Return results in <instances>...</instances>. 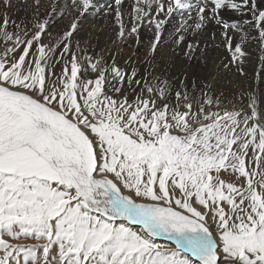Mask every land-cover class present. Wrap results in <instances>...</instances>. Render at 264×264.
I'll return each instance as SVG.
<instances>
[{
	"label": "snow or ice",
	"instance_id": "obj_1",
	"mask_svg": "<svg viewBox=\"0 0 264 264\" xmlns=\"http://www.w3.org/2000/svg\"><path fill=\"white\" fill-rule=\"evenodd\" d=\"M0 264H264V0H0Z\"/></svg>",
	"mask_w": 264,
	"mask_h": 264
},
{
	"label": "bare ground",
	"instance_id": "obj_2",
	"mask_svg": "<svg viewBox=\"0 0 264 264\" xmlns=\"http://www.w3.org/2000/svg\"><path fill=\"white\" fill-rule=\"evenodd\" d=\"M108 2H109V0H100V5H101V7H103V6H104L106 3H108ZM16 15H22V13H16ZM92 19H93L92 17H89V18H88V23H91V22H92ZM174 23H175V21H173V24H174ZM60 24H61V21H60L59 19H57L56 25L53 26V30H54V31H59V28L57 27V25H60ZM172 26H173L172 24L169 25L170 28H171ZM87 31H89V29H88V27L86 26V27H85V32H87ZM91 31H92V34H93L94 37L97 36V35L100 36V45L103 46V45H104V35H103V34H99V33H97V31H96L95 29H91ZM82 35H83V34H82ZM149 37H150V33H148L147 31H145V32L143 33V37H142V39H143L144 41H147V40L149 39ZM134 51H136V50H134L132 47H129V46H123L122 49H121V53H122V57H123V59H126L129 55H132ZM139 54H142V52L139 53ZM118 59H120V57H118ZM123 59H120V62H121V63H123Z\"/></svg>",
	"mask_w": 264,
	"mask_h": 264
}]
</instances>
